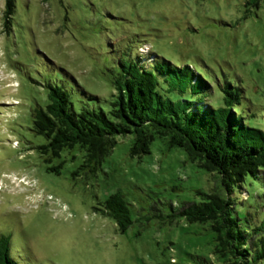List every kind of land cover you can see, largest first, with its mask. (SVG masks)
Returning <instances> with one entry per match:
<instances>
[{
	"label": "rangeland",
	"instance_id": "374dc122",
	"mask_svg": "<svg viewBox=\"0 0 264 264\" xmlns=\"http://www.w3.org/2000/svg\"><path fill=\"white\" fill-rule=\"evenodd\" d=\"M14 4L6 22L0 0V235L11 236L19 262L225 264L208 224L164 217L170 203L221 192L216 173L166 138H155L148 153H132L131 134L117 136L91 172L80 167L78 145L55 157L40 152L46 138L32 130L31 110L48 103L47 83L64 88L76 111L106 110L118 59L140 45L202 73L214 104L224 82L241 87L237 107L245 124L264 131V0ZM57 165V173L47 170ZM243 190L235 188V210L251 224L264 217V167ZM114 192L129 205L132 223L124 232L96 209Z\"/></svg>",
	"mask_w": 264,
	"mask_h": 264
},
{
	"label": "trees",
	"instance_id": "16d2710c",
	"mask_svg": "<svg viewBox=\"0 0 264 264\" xmlns=\"http://www.w3.org/2000/svg\"><path fill=\"white\" fill-rule=\"evenodd\" d=\"M14 7V0H4L6 22ZM139 46L118 59L115 93L106 110L76 111L64 88L46 84L48 103L31 110L32 130L46 138L40 152L55 157L78 145L83 151L80 167L94 172L117 136L131 134V151L138 154L148 153L155 138H166L169 146L182 148L191 161L216 173L222 191L200 192V201L170 203L164 217L169 223L184 218L208 224L215 234L214 253L225 264H264V217L248 224L235 210V188L243 190L245 181L258 178L264 167V131L247 126L237 107L243 89L224 82L221 101L214 104L205 95L211 83L202 73L150 50L139 51ZM58 167L47 170L57 173ZM96 209L111 217L120 232L132 223L120 192L108 195ZM18 253L12 250L11 236L1 234L0 264H21Z\"/></svg>",
	"mask_w": 264,
	"mask_h": 264
}]
</instances>
